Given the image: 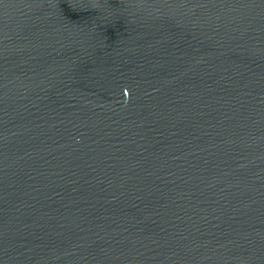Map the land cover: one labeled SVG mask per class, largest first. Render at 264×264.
<instances>
[{"label": "water", "instance_id": "95a60500", "mask_svg": "<svg viewBox=\"0 0 264 264\" xmlns=\"http://www.w3.org/2000/svg\"><path fill=\"white\" fill-rule=\"evenodd\" d=\"M0 264H264V0H0Z\"/></svg>", "mask_w": 264, "mask_h": 264}]
</instances>
